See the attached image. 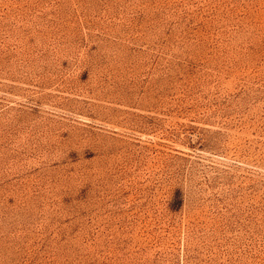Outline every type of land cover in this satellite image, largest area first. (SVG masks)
I'll return each mask as SVG.
<instances>
[{"label": "rangeland", "instance_id": "374dc122", "mask_svg": "<svg viewBox=\"0 0 264 264\" xmlns=\"http://www.w3.org/2000/svg\"><path fill=\"white\" fill-rule=\"evenodd\" d=\"M0 264H264V0H0Z\"/></svg>", "mask_w": 264, "mask_h": 264}]
</instances>
